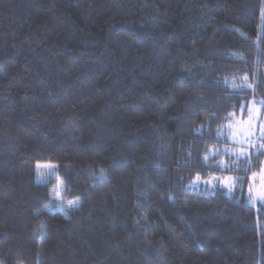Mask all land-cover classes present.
Returning <instances> with one entry per match:
<instances>
[{
	"label": "trees",
	"instance_id": "16d2710c",
	"mask_svg": "<svg viewBox=\"0 0 264 264\" xmlns=\"http://www.w3.org/2000/svg\"><path fill=\"white\" fill-rule=\"evenodd\" d=\"M261 101L264 0H0V264H264L226 129Z\"/></svg>",
	"mask_w": 264,
	"mask_h": 264
},
{
	"label": "rangeland",
	"instance_id": "374dc122",
	"mask_svg": "<svg viewBox=\"0 0 264 264\" xmlns=\"http://www.w3.org/2000/svg\"><path fill=\"white\" fill-rule=\"evenodd\" d=\"M248 108L253 109H259V113L253 114L254 123L249 122V116H248V109H247V115L243 119L241 117H236L232 122L228 123L226 125V129L229 131V137L231 142L236 143L238 145H241L237 143L236 141H239L240 139H244L247 141L242 146H246L247 150L254 146H260L261 144H264V138H261V133L264 131V107L261 103L256 104L254 102H251L248 106ZM231 125V127H229ZM225 129V130H226ZM233 133L235 135L233 136ZM246 133H249L246 135ZM240 150L234 151L239 152ZM40 165H52V164H40ZM51 172V175L49 173ZM253 175L250 177V186H256L259 187L262 183H264V164L260 171V173L256 174L254 179L252 178ZM222 181V180H221ZM36 182L38 183H46L51 182V201L46 206V211L52 212V211H59L62 213H67L70 210H73L78 206V200H71L64 197V189L65 184L61 177L58 176L56 167L53 171L52 169L41 167L37 168L36 165ZM199 184V183H198ZM198 184H195L198 186ZM208 184V183H207ZM210 187H216V186H224L223 183H221L218 180H212V183L209 184ZM202 186H206V183L202 182ZM248 187V189H249ZM228 189L227 187H225ZM248 189L246 191L245 199L247 203L251 206H255L258 201H254L253 203H249V192ZM55 193H59V199H57L54 196ZM229 192V191H228Z\"/></svg>",
	"mask_w": 264,
	"mask_h": 264
},
{
	"label": "snow or ice",
	"instance_id": "6c2138e0",
	"mask_svg": "<svg viewBox=\"0 0 264 264\" xmlns=\"http://www.w3.org/2000/svg\"><path fill=\"white\" fill-rule=\"evenodd\" d=\"M225 84L227 85L228 82L225 81ZM233 87V89H239L241 87H251V85L248 84H244V85H236L235 83H233L231 85ZM261 104L264 105V101H261ZM246 105H241V108H245ZM259 109H253V108H248V116H249V122L250 123H254V119H253V114L255 113H259ZM229 127H231V125H229ZM221 133L218 132V135H220ZM249 133H246V135ZM235 135V133H233V136ZM261 138H264V131H262L261 133ZM237 143L243 145L245 144L247 141H245L244 139H240L239 141H236ZM260 149H264V144L260 145ZM228 155H236L237 156V160L244 158L246 156H248V153L244 150H241L239 152H234L232 150H226ZM212 155H218L219 154V150H214L211 153ZM209 159V154H205L204 156V160L207 161ZM235 163V162H233ZM221 169H229V165L225 164L223 161L220 162V164L218 165ZM41 167H46L49 169H52L53 171L55 170V165H40L37 164V168H41ZM245 171H247V168L244 169ZM101 174H103V169H101ZM49 175H51V172L49 173ZM255 173L253 174V179L255 177ZM242 177H225L222 181L220 177H212L209 180L203 181L204 183H208L211 184L212 180H218L221 181V183H223L225 185V187L228 188L229 192H231L233 189L237 188V187H241L242 185L240 184V181L242 180ZM199 182H201V177L199 174H197V176L195 177V180L192 181L193 184H198ZM249 192V203H253L254 201H258L259 203H261V205H264V183H262L259 187L256 186H250L248 189ZM54 196L59 199V193H55L54 192Z\"/></svg>",
	"mask_w": 264,
	"mask_h": 264
}]
</instances>
